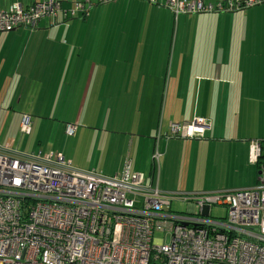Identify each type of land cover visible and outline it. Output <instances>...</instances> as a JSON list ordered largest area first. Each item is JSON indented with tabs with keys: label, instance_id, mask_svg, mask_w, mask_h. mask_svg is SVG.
Instances as JSON below:
<instances>
[{
	"label": "crops",
	"instance_id": "crops-1",
	"mask_svg": "<svg viewBox=\"0 0 264 264\" xmlns=\"http://www.w3.org/2000/svg\"><path fill=\"white\" fill-rule=\"evenodd\" d=\"M46 1L48 0H0V9L7 10L14 3L21 5L22 8H28ZM56 1H59L64 11H67L72 4L84 3L85 0ZM88 1L92 4V9L101 6L97 4V0ZM159 1L156 0L154 4L145 0H124L119 2V9H110L111 3H107L109 6L102 5L108 6L107 9L112 11L132 10L136 18L134 20L133 17L128 18L130 25L133 20L136 26L141 27L135 36L136 43L141 41L142 44L149 45L150 41L156 39L152 37L154 33H149L150 5L147 4L156 5ZM203 1L214 4L220 0ZM107 9L96 14L100 17L92 18L94 26H108L107 22L111 23V20H108ZM246 10L249 9L234 13L198 14L200 17L192 19L203 25L202 33L205 35L189 36V39L194 38L190 41L197 48L195 53H189L182 47L183 50L178 56L173 55V60L177 61V68L180 67L182 70L181 79L184 84L180 82L175 88L171 101L174 110L167 117V121L163 114L167 97L150 92L155 81H159L160 84V79L155 78L151 81L149 76L144 78L145 68L146 74L150 73L148 53L144 50L143 73L128 68L119 71L113 66L112 52L110 54L106 50L103 52L101 35L87 29L88 22H91V11L85 13L86 15L79 14L74 19L59 14L56 21L44 19L34 30L18 28L0 33V119L6 124L9 121L14 122L12 130L21 133L20 122L23 116H28L31 122L33 117L39 125L43 120L54 118L52 121H65L63 127L61 124L57 126V132L62 130L65 135L66 125H73L70 117L77 116L75 114L77 109L70 114V108L83 105L82 100L86 98L85 96L94 101L101 100L103 90L109 91V95L125 99L123 105L127 107L126 115L129 111L130 121L136 122L139 127L140 123L146 120L147 128L150 129L153 125L155 128L157 122L156 129L161 126L159 133L162 135L160 139L157 138L159 133L155 132H151V136H146L147 133L145 136H139L129 131L133 128L128 129L127 133L114 132L115 128L93 133L90 129L85 131L73 125L74 136L65 135L70 140L68 147L57 152L69 161L72 167L111 177L120 173L125 161L129 160L133 172L142 174L148 172L147 180L153 185L157 184L158 189L160 178H163L166 186L160 187L161 192L177 195L232 192L264 186V48L261 38L255 40L256 35L264 34V20L243 17L247 13ZM253 12V15L258 14L257 10ZM181 16L189 15H179L175 19ZM92 33L93 41L88 39ZM181 38L185 40L184 36ZM249 38H253V42L247 43ZM203 42L206 43V48L204 55H201ZM211 42L216 51L208 52L207 45ZM248 44L252 46L247 48ZM213 48L211 46V49ZM250 53L254 56L247 61L246 58L251 57ZM128 54L122 52L123 58L128 57ZM114 57H117V53ZM105 63L106 65L102 67L101 65ZM185 63L190 67L187 74L183 71ZM153 65L156 66V63ZM161 72L163 73V68ZM120 75L125 77L120 78ZM112 90L117 91L116 94L111 93ZM184 90L186 91L183 92ZM110 102L112 103V100ZM100 103L98 101V104ZM160 104L161 111L151 123L150 107ZM183 106L188 108L185 114H179L178 107ZM58 112L65 118H58ZM176 118L184 121L183 127L179 126L181 133L184 128V134L194 118L207 120L210 127L201 138L193 139L191 143L173 142L170 141L167 127L169 129L170 124H176L177 122L173 121ZM127 124H124V127L131 126ZM39 125L37 127L32 122L30 136L34 128L38 133ZM236 137L250 139L243 144L235 143L232 139ZM183 139L192 140L184 137ZM254 140L261 143L262 149L260 164H255L256 178L247 185L244 183L237 187L230 183H214V173H223L226 170L237 171L236 175L242 172L248 176V180L250 179L253 163L249 161V143ZM156 153L158 165L154 160ZM163 164L165 168H162ZM191 164L198 165L196 186L191 187L190 184L189 188L184 187L185 190L178 188L180 191H170L176 188L169 180L170 173L177 171V175L175 174L177 179L178 173L186 174ZM193 169L190 170L191 174ZM246 186L253 187L241 188Z\"/></svg>",
	"mask_w": 264,
	"mask_h": 264
},
{
	"label": "built area",
	"instance_id": "built-area-1",
	"mask_svg": "<svg viewBox=\"0 0 264 264\" xmlns=\"http://www.w3.org/2000/svg\"><path fill=\"white\" fill-rule=\"evenodd\" d=\"M263 2L164 0V6L177 17ZM91 7L88 0L67 11L56 0L28 8L14 3L0 9V33L34 30L59 14L77 18ZM31 125L23 116L20 132L28 133ZM209 127L194 118L185 138H201ZM169 128L175 136L181 131L174 123ZM74 133L66 125L65 135ZM260 156L261 143L251 141L249 161L257 164ZM174 202L185 204L186 212H173ZM214 206L225 208V215L212 217ZM0 264H264V186L177 195L133 172L129 160L120 173L106 177L77 170L59 153L20 156L0 149Z\"/></svg>",
	"mask_w": 264,
	"mask_h": 264
},
{
	"label": "rangeland",
	"instance_id": "rangeland-1",
	"mask_svg": "<svg viewBox=\"0 0 264 264\" xmlns=\"http://www.w3.org/2000/svg\"><path fill=\"white\" fill-rule=\"evenodd\" d=\"M124 1V0H120ZM119 1V2H120ZM138 1V0H137ZM114 2V1H113ZM110 2V9L112 8H120L119 2ZM158 4H147L148 6V26L150 29L149 33H154V36H152L156 41H150L149 45H146V43L142 44L141 41L136 43L135 36L138 30L141 29V27L136 26V23L133 21L136 16L131 11H124L116 10L112 11L107 9L106 5L96 6L94 9L91 10V22H88L87 29L89 28L90 31L94 30V33L96 35H101L102 42L101 47L104 50L107 51V53L112 52V63L113 66L117 68L119 71L125 68L132 69L134 72H142L143 73V63L145 62V53H148V62L150 63V73L149 75L147 73V69L145 68V74L144 78H150L151 81H153L155 78L160 79L159 81H155L154 88L150 91L151 94L160 93V97L166 96L167 97V105L165 106V111L163 112L166 121L167 117L170 116V114L173 113L174 106H171L172 97L175 94V88L179 86V83H183V80L181 79L182 70L181 68H177V61L173 60V55L176 57L180 53L182 47H185V51L194 52L197 51V48L193 45V43L190 40H193L194 38H190L189 36H198V34H203L202 29L203 25L199 24L198 22L192 21V19H196L200 17L199 15H189V16H181L178 17V19H175L177 17L171 16L173 13L165 8L164 1L160 0L157 2ZM73 5V4H72ZM72 7V6H71ZM70 7V8H71ZM106 12L108 16V20H111V23L107 22L108 26H94L93 19L95 17H100L99 14L101 10ZM257 10L258 14L253 15V11ZM247 13L243 15V17H257L259 19L264 20V2L256 5L254 7L249 8V10H246ZM96 15V16H95ZM103 17V15H101ZM145 16V15H144ZM133 17V20H131L130 25V18ZM93 18V19H92ZM129 18V19H128ZM95 28H94V27ZM205 28V27H204ZM94 33L88 36V39L93 41L94 39ZM181 36L185 37V40L183 41ZM255 40H259L261 38L264 48V34L256 35ZM112 37V39H111ZM129 37V39H128ZM221 34L217 37L218 40L220 39ZM133 39V40H132ZM105 40V41H104ZM221 41V40H220ZM253 42V38L247 39V43ZM195 43V42H194ZM88 44V43H87ZM217 44V43H216ZM260 44V42H258ZM138 46V51H136V47ZM147 46V47H146ZM157 46L158 48H156ZM211 46L213 48V44L211 42L207 45L208 52L214 50V48L211 49ZM252 45H247V48H250ZM203 50L201 52V55H204V51L206 48V43H202ZM117 49V50H116ZM248 50V49H246ZM122 52H128L129 56L123 58ZM143 52V53H140ZM117 53V57H114V54ZM140 53V54H139ZM108 54V55H109ZM251 57L246 58V60H250L254 55L250 53ZM188 54L186 55V59H188ZM176 61V62H175ZM156 63V66L153 65V63ZM106 65L102 64L101 66L104 67ZM163 68V73L161 72ZM190 67L185 63L183 71H186V74L188 73ZM166 71V74L164 75ZM124 75H120V78H122ZM125 77V76H124ZM166 81V83H165ZM189 86V84H187ZM109 90V89H106ZM184 90L183 92H185ZM116 94L117 91H111V93ZM147 92V90L145 91ZM165 94V95H164ZM198 94V92H197ZM86 98L82 100L83 105H80L79 107H71L70 108V114L73 110L77 109L75 114L76 117H70L71 124L75 125L78 128L82 129H90L93 133L99 132L100 130L110 131V128H115L114 132H124L127 133L129 131H132V133L139 135V136H145V133H147L146 136H151V132L159 133L160 127L156 129L157 122L152 127V129L147 128V122L146 120L142 121L140 123V126H137L136 122L130 121V114L129 111L126 115L127 107H125L123 104L125 102V99H117L114 97V95H109V91L106 92L103 90V96L101 100L94 101V99H90L89 96H85ZM112 100V103L110 102ZM98 101L101 103L98 104ZM117 104V105H115ZM55 108V107H54ZM151 108V117L150 122L152 123L154 118L156 117V114H159L162 108V105H153ZM188 107H178L180 110L179 114H185V111ZM65 109V108H64ZM164 109V107H163ZM159 110V112H158ZM67 111V109H66ZM59 115L57 117H63L62 114L58 112ZM61 115V116H60ZM49 117H55L54 115H49ZM47 117V118H49ZM2 118V117H1ZM40 118V117H36ZM46 119V118H45ZM54 118L43 120L41 121L40 125L39 122L36 121L32 117V122L35 123V125H39V131L36 133L35 128L33 129V133L30 136L29 132L26 134L19 133L18 130L13 131L12 128L14 126V122L9 121L7 124L5 121L0 119V149L6 152H15L16 154L20 156H27V153L33 154L37 156L39 153L41 156H44L49 153L56 154L57 152H60L63 148L68 147L70 140L66 138L64 135V132L61 130L59 133L57 132V126L61 124L63 127L65 125V121H52ZM131 125L129 127H124V123L126 122ZM173 121L177 122L176 124L182 128L184 121H182L179 118L173 119ZM193 121V119H192ZM191 121V122H192ZM127 124V125H128ZM166 125V123H165ZM163 126L164 132L166 126ZM126 126V125H125ZM129 130L128 129H132ZM5 129V131H4ZM8 131L6 132V130ZM167 130L169 131L168 135L170 137V141L173 142H182V143H191L192 140H184L183 135L184 134V128L182 130V133L179 132L178 137H175V135H172L170 132V128ZM163 132V135L165 134ZM160 134L158 135V139H160ZM247 139H240V137L233 138L232 140L235 143H244L245 141L249 140ZM250 144V143H249ZM25 152V153H24ZM29 155V154H28ZM93 157V156H92ZM156 165H158V159L155 160ZM161 163L163 161L161 160ZM165 164V161H164ZM162 165V168L164 166ZM251 164V163H250ZM160 166V164H159ZM198 165L191 164L188 168V171L186 174L178 173V178L176 179L175 174L177 175V171L171 172L169 176L170 182L174 183L176 186L175 189L170 191H180L185 190L184 187L189 188L190 184H192L191 187L196 186L195 182V176L197 171ZM194 168V169H193ZM193 169V174L190 173V170ZM164 172V171H163ZM256 165L252 164V174L250 176V179L248 180V176L244 173H239L236 175L237 171L234 172L233 170H226V172L223 173H214L213 175V182L214 183H230L232 186L237 187L238 185L244 184L247 185L253 178H256ZM184 173V172H183ZM146 178H148V172L144 173ZM198 181V177L196 178ZM201 180V185H202ZM166 184L163 178H160V187L165 188ZM254 186V185H253ZM253 186H246L241 188H249ZM159 187L160 191L162 189ZM180 190H179V189ZM171 210L173 212L178 213H185L186 212V205L178 202L172 203ZM226 213L225 208L221 207H212L211 209V215L212 217H222ZM155 239H162L163 236L159 233H155L154 235ZM166 241H168L166 239Z\"/></svg>",
	"mask_w": 264,
	"mask_h": 264
},
{
	"label": "trees",
	"instance_id": "trees-1",
	"mask_svg": "<svg viewBox=\"0 0 264 264\" xmlns=\"http://www.w3.org/2000/svg\"><path fill=\"white\" fill-rule=\"evenodd\" d=\"M203 3H205V4H211V3H206V2H204L203 0H201ZM226 0H220V1H217V2H215L214 4H216V3H218V2H225ZM234 2H241L242 0H233ZM59 2V1H58ZM60 3V2H59ZM90 3V2H89ZM61 4V3H60ZM91 4V3H90ZM97 4L98 5H102V4H99L98 3V0H97ZM155 4V3H154ZM156 4H158V3H156ZM92 5V4H91ZM213 5V4H212ZM62 6V5H61ZM93 7V6H92ZM92 7L88 10V12L89 11H91V9H92ZM242 9H247V8H242V7H240L239 9H237V10H233V11H214V12H212V13H234V12H236V11H240V10H242ZM249 9V8H248ZM87 12V13H88ZM81 15V14H80ZM86 15V14H85ZM198 15V14H197ZM85 17V16H84ZM74 19V18H73ZM181 132V131H180ZM185 136H186V133L183 135V137L185 138ZM175 137H178V135H176ZM262 150V149H261ZM262 155V154H261ZM261 157L262 156H260V158H259V160H258V162H257V165H259L260 164V159H261Z\"/></svg>",
	"mask_w": 264,
	"mask_h": 264
},
{
	"label": "water",
	"instance_id": "water-1",
	"mask_svg": "<svg viewBox=\"0 0 264 264\" xmlns=\"http://www.w3.org/2000/svg\"><path fill=\"white\" fill-rule=\"evenodd\" d=\"M13 31V30H12Z\"/></svg>",
	"mask_w": 264,
	"mask_h": 264
}]
</instances>
